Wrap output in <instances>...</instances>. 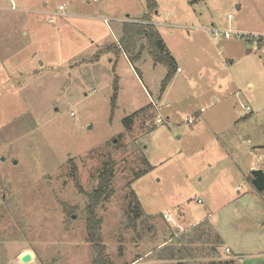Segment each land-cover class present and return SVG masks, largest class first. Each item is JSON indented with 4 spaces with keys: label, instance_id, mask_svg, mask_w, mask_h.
Returning a JSON list of instances; mask_svg holds the SVG:
<instances>
[{
    "label": "rangeland",
    "instance_id": "rangeland-1",
    "mask_svg": "<svg viewBox=\"0 0 264 264\" xmlns=\"http://www.w3.org/2000/svg\"><path fill=\"white\" fill-rule=\"evenodd\" d=\"M156 2L0 0V264H177L180 221L239 256L221 261L264 264L250 169L264 156V39L205 29L264 34V0ZM147 14L181 67L166 89L145 39L121 46ZM110 165L93 242L90 195Z\"/></svg>",
    "mask_w": 264,
    "mask_h": 264
},
{
    "label": "trees",
    "instance_id": "trees-1",
    "mask_svg": "<svg viewBox=\"0 0 264 264\" xmlns=\"http://www.w3.org/2000/svg\"><path fill=\"white\" fill-rule=\"evenodd\" d=\"M147 6L150 12L155 11L157 9L156 0H147ZM137 38L145 39L150 54L153 60L156 63L163 64L169 68V72L162 83V88L166 89L169 82L172 80L174 76V70L176 69L177 63L175 58L172 56L170 51L167 49L166 44L161 36L160 31L157 29L156 25L152 23L151 17L149 14L145 15L144 18L139 22H125L124 23V36L123 43L121 44L122 48L129 52L131 50L132 44L135 45V41ZM142 53V49L138 52V57L140 58ZM135 59H138L137 57ZM118 97V86L115 84L114 95L112 98L113 103L116 102ZM137 113H133L130 117H128L125 121H128L136 116ZM114 167L113 165L108 166L101 173V181L98 187L95 189L94 193L90 195L91 203L88 207L89 209V217L87 228L90 232L91 241L99 242L96 238L97 235V223L95 221L94 214V206L98 204L100 198H102L107 188L110 185L111 179L113 177ZM135 195V193H133ZM106 198V197H105ZM98 264H106V260L100 255L97 259ZM182 264V263H178ZM216 264V263H213ZM219 264H235L233 261L220 262Z\"/></svg>",
    "mask_w": 264,
    "mask_h": 264
},
{
    "label": "crops",
    "instance_id": "crops-1",
    "mask_svg": "<svg viewBox=\"0 0 264 264\" xmlns=\"http://www.w3.org/2000/svg\"><path fill=\"white\" fill-rule=\"evenodd\" d=\"M212 26H216V25L213 24ZM206 28H208V27H206ZM176 69H177V71H179L178 69L181 70V67L179 65H177ZM263 159H264V156L260 155L259 156L260 161L258 163L252 164L250 169L261 168L262 164L264 163ZM199 200H201V199H199ZM199 200H198V202H199ZM201 202H203V201H201ZM216 232H218V231H216ZM174 236H175V238L179 237V239H181L183 237L180 245L178 246L179 248L176 246V247H174V250H173V254L175 253V256L178 257L176 260V262H178V263L186 264V262L188 260L195 257V255H194L195 253H197L199 251H206V249L210 250L209 251L210 253L208 252L209 253L208 257L212 260V262L210 264L216 263L217 262L216 260H220L219 262L225 263L226 261H221L222 258H227L228 256H230L229 258L235 259L238 256L236 254H233L232 248H230L229 246H226L224 249H221V250H219L217 248L216 240H218L221 235L220 236L218 235V237H213L214 239L212 238V239L208 240L207 243L205 244L202 239L195 237V235L192 234V229H190L189 227L186 228L184 222H182V221H180V223H178L177 234H175ZM174 236H173V238H174ZM197 242H202L204 244V246L205 247L207 246V247L206 248H198L197 244H196ZM227 248L229 249V252L226 251ZM228 254H231V255H228ZM20 260H21V257H20ZM230 261H233L235 263V261L233 259H231Z\"/></svg>",
    "mask_w": 264,
    "mask_h": 264
},
{
    "label": "built area",
    "instance_id": "built-area-1",
    "mask_svg": "<svg viewBox=\"0 0 264 264\" xmlns=\"http://www.w3.org/2000/svg\"><path fill=\"white\" fill-rule=\"evenodd\" d=\"M96 1V0H94ZM13 8L16 9V5L13 2ZM65 10V5H60L57 9H54L50 12H47L48 16V21L53 22L57 16L63 15ZM207 31H211L215 36H222L227 39H233V38H242V39H248L254 41L255 39L260 40L264 39V34L260 33H250L248 31H241L239 29H233V28H227V29H220L216 26H211L208 28H205ZM180 71V69H178ZM247 109H250L249 106L246 107ZM194 118H189V122H193ZM201 202V200H199ZM164 217L166 218L167 221H172V218L165 214ZM229 252V249L227 248L226 250Z\"/></svg>",
    "mask_w": 264,
    "mask_h": 264
},
{
    "label": "water",
    "instance_id": "water-1",
    "mask_svg": "<svg viewBox=\"0 0 264 264\" xmlns=\"http://www.w3.org/2000/svg\"><path fill=\"white\" fill-rule=\"evenodd\" d=\"M16 162V161H15ZM264 162V159H263ZM253 176L252 183L259 191H264V168H257L251 171ZM33 258L31 253H25L21 256V261L23 263H28Z\"/></svg>",
    "mask_w": 264,
    "mask_h": 264
}]
</instances>
